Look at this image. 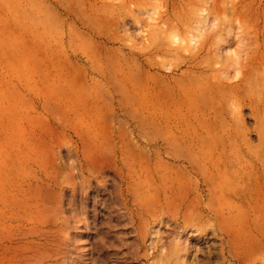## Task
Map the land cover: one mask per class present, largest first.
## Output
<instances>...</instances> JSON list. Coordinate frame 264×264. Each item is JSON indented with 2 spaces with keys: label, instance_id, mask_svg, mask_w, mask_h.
I'll use <instances>...</instances> for the list:
<instances>
[{
  "label": "rangeland",
  "instance_id": "1",
  "mask_svg": "<svg viewBox=\"0 0 264 264\" xmlns=\"http://www.w3.org/2000/svg\"><path fill=\"white\" fill-rule=\"evenodd\" d=\"M225 136L262 151L264 0H0V264H244L185 205Z\"/></svg>",
  "mask_w": 264,
  "mask_h": 264
},
{
  "label": "bare ground",
  "instance_id": "2",
  "mask_svg": "<svg viewBox=\"0 0 264 264\" xmlns=\"http://www.w3.org/2000/svg\"><path fill=\"white\" fill-rule=\"evenodd\" d=\"M203 127L211 134V126L205 123ZM259 141L262 151L256 152L255 149L249 148L244 155H241V151L231 150L234 148L231 147L233 139L227 136L223 137L221 139L223 147H216L207 152L206 161L201 166L205 170V176L202 181L197 182V187L193 188L192 192L190 191L191 196L188 201L186 199L185 205L195 216L191 219L195 218L196 228L201 224L197 217L200 214L198 211L202 208L201 210L214 223H211L210 219L206 220L208 218L206 215L204 221H210L211 226L213 224L215 233L217 232L219 236L215 235L222 237V243H225L226 247L230 249L229 257L234 263L252 262L255 252H257L255 249L264 246V136ZM200 185L206 187L204 195L198 191ZM183 201H185L184 198L179 203H183ZM12 214V221L21 217L14 212ZM187 217L189 218L190 215ZM191 219L190 221H192ZM205 223L202 221L201 225L205 226ZM209 223H207V227L212 228L208 226ZM207 227L205 226V228ZM210 228L205 231L208 233L209 230L211 231ZM198 231H201V227L194 232ZM203 234L206 236V232ZM180 245L182 244L179 243V246L177 244L178 248L174 249L176 255L175 252L173 253L178 257L179 263L182 259L179 257L183 253H187L188 256L193 253L191 247L181 248Z\"/></svg>",
  "mask_w": 264,
  "mask_h": 264
}]
</instances>
